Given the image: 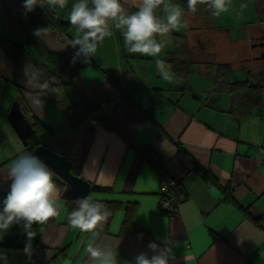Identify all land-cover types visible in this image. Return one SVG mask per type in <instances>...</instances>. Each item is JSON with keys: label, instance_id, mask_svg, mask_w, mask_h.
Here are the masks:
<instances>
[{"label": "crops", "instance_id": "crops-1", "mask_svg": "<svg viewBox=\"0 0 264 264\" xmlns=\"http://www.w3.org/2000/svg\"><path fill=\"white\" fill-rule=\"evenodd\" d=\"M76 2L68 0L65 8L53 12L69 22ZM122 3L131 13L139 0ZM22 4L23 0H0V41L20 45L40 60L27 42L31 31ZM184 19L188 28L179 33L187 36L195 53L213 56L217 51L210 41L213 34L220 35L218 43L234 49L241 61L263 58L255 52L256 47H264V20L257 16L256 0H232L230 10L219 17L211 14L207 26L191 15ZM243 26L252 28L249 38L242 42L230 37L233 28ZM68 31L69 38H62L59 31L48 29L47 46L74 53L69 45L73 27ZM112 31L75 78L100 118L90 117L76 127L66 122L63 107H48L41 100L34 103L38 89L26 86L24 71L0 49V82L6 81L0 98V205L10 190L12 162L21 153L33 154L8 119L12 103L18 100L32 125L40 120L49 128V132H38L40 144L71 160L72 172L90 183L89 195L94 199L107 207L118 205L109 208L112 215L100 243H112L121 260L131 261L141 252L152 255L148 244L169 238L175 246L174 264H264V92L262 103L248 114L231 112V95L213 94L214 72L208 65L196 63L188 79L175 75L176 82L169 83L157 71L155 58L128 53L120 30ZM164 40L165 59L173 50L172 35ZM238 43L241 47H234ZM100 68L115 70L120 76L132 73L123 85L126 96L121 97ZM211 72L213 86L207 76ZM232 78L239 80L234 73ZM62 96L67 106L73 105L69 86L63 87ZM144 146L160 155L171 182L183 189L171 215L159 208L162 177L157 167L139 155ZM193 162L213 174L218 184L208 185ZM49 168L54 180L63 182V187L57 185L61 215L45 225H33L37 235L31 260L24 252L27 236L19 224L0 239V251L7 253L11 264H90L86 253L89 234L73 229L67 219L77 199L64 194L65 181ZM94 186L106 190H94ZM225 191H230L231 200L225 199ZM132 203L133 221L149 233L147 239L122 232L126 207Z\"/></svg>", "mask_w": 264, "mask_h": 264}, {"label": "clouds", "instance_id": "clouds-1", "mask_svg": "<svg viewBox=\"0 0 264 264\" xmlns=\"http://www.w3.org/2000/svg\"><path fill=\"white\" fill-rule=\"evenodd\" d=\"M68 0H23L25 14L34 12L37 6L48 11L63 9ZM232 0H187V13L172 0H139L136 11L129 13L122 0H77L67 17L74 31L69 45L75 49L72 62L91 63L98 48L106 38L113 35L112 29L120 30L128 53L155 58V66L161 78L169 83L176 82L175 74L162 57L165 40L169 33L188 28L185 15H194L200 7L219 17L227 13ZM242 7H244L242 5ZM162 12L163 15L158 13ZM47 28H37L33 35L45 41ZM182 40L177 41V46ZM26 86L38 89L35 104H40V94H63V86L51 82L42 69L32 61L24 67ZM8 175L10 190L0 205V239L16 224L22 226L27 241L24 252L31 260L32 241L37 233L34 224L45 225L50 219L59 217L63 205L59 203V190L49 166L38 156L21 153L11 164ZM112 215L111 210L92 195L77 198L67 219L73 229L89 234L90 243L86 253L90 264H174L176 253L174 243L165 238L161 243L150 242L152 255L141 252L131 261L121 260L112 243L101 244L105 223ZM143 238V233L140 234ZM2 264H11L7 253L0 251Z\"/></svg>", "mask_w": 264, "mask_h": 264}, {"label": "trees", "instance_id": "trees-1", "mask_svg": "<svg viewBox=\"0 0 264 264\" xmlns=\"http://www.w3.org/2000/svg\"><path fill=\"white\" fill-rule=\"evenodd\" d=\"M173 3L185 7L187 10L186 0H172ZM256 12L259 20H264V1L256 0ZM163 15L162 12L158 13ZM211 12L204 7H200L195 13L194 17L200 19L206 24H210ZM28 22L30 33L27 38L28 44L38 55L40 60L34 59L28 51L17 44H14L8 40L0 41V49L3 53L15 62L23 71L27 61H32L38 68L42 69L46 78L51 82L58 83L60 85L69 86L73 93L74 103L72 106H67L64 102L63 96L57 98L55 95L40 94V100L48 107H63L65 111L66 122L71 127H76L86 119L100 118L97 113L95 115V107L83 96L82 92L75 84V78L78 76L80 70L84 66L79 60L75 64L72 62L74 53H63L51 50L46 41L39 40L33 35V32L37 28H47L59 31L62 38H69V29L72 27L70 22L61 20L56 16L53 11H48L37 6L34 12L28 13ZM173 38V50L168 52L165 56L172 68L173 73L180 79H188L192 72V69L196 63H204L208 65L212 72H214V87L213 94L215 96L227 93L232 97L231 112L241 113L243 116L248 114L252 107L260 105L263 99L264 92V69L254 74V79L245 80H233L232 74L234 72L233 65L227 62H210L205 61L206 57H211L209 54L201 53L202 51L195 53L193 47L188 44L187 36L184 33L171 32ZM182 40V43L177 46V41ZM201 59L199 60V58ZM102 74L111 82V84L118 90L121 97L126 96L125 88L120 80V75L115 70L101 69ZM251 74V71H250ZM6 81L4 79L0 82V98L4 92ZM37 92H34L37 96ZM127 97L129 95L127 94ZM35 134L32 135L26 148L30 151L40 144L37 134L42 130L50 131L40 120L33 122ZM139 155L141 158L153 166L157 167L162 177V185L168 184L169 189L166 192L160 190V203L159 208L162 212L167 213L161 206V199L171 198L174 202L178 203L183 197V189L177 185H170L171 178L166 172L165 163L160 155L150 146H144L139 149ZM194 163V169L198 175L208 184H218L216 177L207 170ZM56 184L63 187V182L56 179ZM161 185V186H162ZM94 190H106V188L93 187ZM226 200H231L232 194L230 191H225ZM118 205L110 203L108 208L114 209ZM133 203L126 207L127 213L122 226V232L132 234L135 237L140 238V234L143 233L142 239L149 238V233L137 225L132 218Z\"/></svg>", "mask_w": 264, "mask_h": 264}, {"label": "water", "instance_id": "water-1", "mask_svg": "<svg viewBox=\"0 0 264 264\" xmlns=\"http://www.w3.org/2000/svg\"><path fill=\"white\" fill-rule=\"evenodd\" d=\"M8 119L26 145L30 136L35 133V129L29 117L23 112L18 100L12 103ZM33 154L49 165L65 181L64 194L67 197L77 199L89 195L90 183L72 172V162L67 156L61 155L42 144L33 149Z\"/></svg>", "mask_w": 264, "mask_h": 264}, {"label": "rangeland", "instance_id": "rangeland-1", "mask_svg": "<svg viewBox=\"0 0 264 264\" xmlns=\"http://www.w3.org/2000/svg\"><path fill=\"white\" fill-rule=\"evenodd\" d=\"M249 29H252V28H247V26H243L242 28H239V27L233 28L230 37L234 38L235 40L236 38H241L243 42V40L249 38ZM219 37L220 35H217V36L213 34L211 35L210 41L211 40L214 41L217 51L212 52L213 56L206 57L205 61H210L214 63H217V62L231 63L233 65L234 77L238 78L239 80H245L248 78L254 79V74H257L258 71L264 69V47L255 48L256 56L257 57L263 56V58L248 59V60L241 61L240 59H238V54L236 53L234 49L231 50V48H228L227 45L224 46L223 44H219L220 43V40L218 39ZM250 46L252 47L254 46V44L250 43ZM234 47L240 48L241 46L238 43ZM250 71H251V74H250ZM212 74L213 73L211 72V74L207 75L210 78L211 86H213ZM208 77L206 79L207 81L209 79Z\"/></svg>", "mask_w": 264, "mask_h": 264}, {"label": "built area", "instance_id": "built-area-1", "mask_svg": "<svg viewBox=\"0 0 264 264\" xmlns=\"http://www.w3.org/2000/svg\"><path fill=\"white\" fill-rule=\"evenodd\" d=\"M11 11L13 13L16 12L15 7H11ZM132 73H126L120 76L121 83L124 85L125 82L132 77ZM170 185H174V182H171ZM169 185L168 184H163L161 186V190L163 192L168 191ZM161 206L162 208L168 213V214H173L176 211V203L171 199V198H164L161 199Z\"/></svg>", "mask_w": 264, "mask_h": 264}]
</instances>
